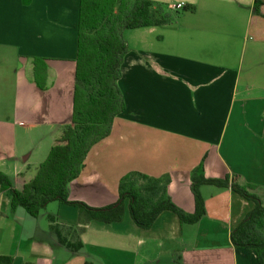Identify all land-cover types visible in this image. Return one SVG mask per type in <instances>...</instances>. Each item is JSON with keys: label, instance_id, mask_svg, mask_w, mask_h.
<instances>
[{"label": "crops", "instance_id": "0c3cea01", "mask_svg": "<svg viewBox=\"0 0 264 264\" xmlns=\"http://www.w3.org/2000/svg\"><path fill=\"white\" fill-rule=\"evenodd\" d=\"M151 1L195 8L124 31L126 107L69 183V199L113 204L122 177L136 171L168 176L171 199L192 213L191 177L202 164L208 178L243 176L263 188L264 200V0ZM79 12L80 0H0V171L14 183L36 172L71 122ZM34 57L49 68L45 90L26 71ZM200 190L206 214L198 222L164 211L146 229L127 211L118 222L83 225L78 207L58 202L47 215L83 227L84 247L72 252L49 232L47 217L12 211L0 187V255L12 264H259L230 238L254 203L230 188Z\"/></svg>", "mask_w": 264, "mask_h": 264}, {"label": "trees", "instance_id": "16d2710c", "mask_svg": "<svg viewBox=\"0 0 264 264\" xmlns=\"http://www.w3.org/2000/svg\"><path fill=\"white\" fill-rule=\"evenodd\" d=\"M185 4L174 10L169 4L151 0H80L78 46L71 122L62 125L53 137L47 158L32 175L21 173L15 183L0 171V187L11 196V210L23 207L37 218L50 203L59 202L78 207L80 223H112L121 221L126 213L141 228H149L164 211L174 213L183 223L198 222L205 214L202 185L230 188L252 201L254 207L231 231L235 247L254 251L259 264H264V200L260 186L249 183L239 174L224 178H208L203 166H197L191 177L194 211L186 212L176 205L168 193L169 177H151L140 172H129L119 183L118 200L105 207H92L83 201L70 200L69 183L77 178L91 148L112 131L114 118L126 105L119 86L122 66L128 54L124 38L126 29L153 27L172 21L173 13L194 10ZM26 71L36 85L48 87L49 68L42 58H30ZM48 230L58 243L72 252L84 247L83 227L67 226L57 216L48 214ZM12 256L0 255V264H12ZM85 264H91L86 262Z\"/></svg>", "mask_w": 264, "mask_h": 264}, {"label": "rangeland", "instance_id": "374dc122", "mask_svg": "<svg viewBox=\"0 0 264 264\" xmlns=\"http://www.w3.org/2000/svg\"><path fill=\"white\" fill-rule=\"evenodd\" d=\"M173 16H174V18H177V16L175 14H173ZM58 204H59L58 202L50 203V206L46 207L44 210H42V213L38 216V218L40 220H45L47 217V212L55 211ZM69 208H72V207H69Z\"/></svg>", "mask_w": 264, "mask_h": 264}, {"label": "built area", "instance_id": "2783aa9c", "mask_svg": "<svg viewBox=\"0 0 264 264\" xmlns=\"http://www.w3.org/2000/svg\"><path fill=\"white\" fill-rule=\"evenodd\" d=\"M185 6L184 2H178V3H171L169 4V7L174 10H181Z\"/></svg>", "mask_w": 264, "mask_h": 264}]
</instances>
